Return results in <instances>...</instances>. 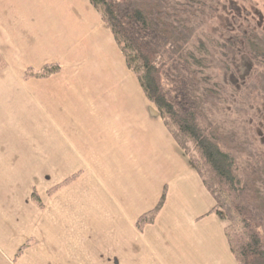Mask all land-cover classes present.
I'll list each match as a JSON object with an SVG mask.
<instances>
[{
	"label": "crops",
	"instance_id": "1",
	"mask_svg": "<svg viewBox=\"0 0 264 264\" xmlns=\"http://www.w3.org/2000/svg\"><path fill=\"white\" fill-rule=\"evenodd\" d=\"M75 5L0 0V264H234L159 115L113 112L102 19Z\"/></svg>",
	"mask_w": 264,
	"mask_h": 264
},
{
	"label": "trees",
	"instance_id": "2",
	"mask_svg": "<svg viewBox=\"0 0 264 264\" xmlns=\"http://www.w3.org/2000/svg\"><path fill=\"white\" fill-rule=\"evenodd\" d=\"M88 1L107 24L126 68L134 74L163 125L200 176L214 201L212 211L228 222L224 235L237 264H264V194L258 186L259 173L248 169L243 175V167L239 173L234 154L241 149L242 139L233 131L219 129L205 116L208 98L213 93L207 89L208 79L198 78L203 74L195 70L206 63L204 55L197 51L201 56L197 59L188 50V42L175 45L177 40L188 39L190 29L184 27L177 15L189 12L193 0H184L182 5L161 0ZM181 28L184 36L179 32ZM153 40L170 44L171 56L164 59ZM222 43H216L221 53L232 50V54L243 55V37L233 36ZM251 52V58L257 60L259 55ZM173 62L181 68H171ZM58 71L59 66L53 64L45 66L38 76ZM232 76L229 75L230 81ZM241 90L242 81L233 92ZM163 200L162 196L157 207L141 221L151 222Z\"/></svg>",
	"mask_w": 264,
	"mask_h": 264
},
{
	"label": "rangeland",
	"instance_id": "3",
	"mask_svg": "<svg viewBox=\"0 0 264 264\" xmlns=\"http://www.w3.org/2000/svg\"><path fill=\"white\" fill-rule=\"evenodd\" d=\"M70 1H72V4H76L74 7L77 10L83 9L85 12L88 7V14H90L88 16L101 17L88 0ZM161 1L170 5L186 3L184 0ZM129 2L131 3L133 0ZM191 3L189 12L181 16L180 14L177 15V19L183 22L184 27L190 29L189 33L186 34L188 39L186 41L177 40L175 45L183 46L184 43L188 42L187 48L189 51L195 54L200 51L204 55L206 63L202 68L195 70L203 74L199 75L198 78L204 76L208 79L206 83L207 89L213 93L208 98L205 116L209 121L220 127L219 129L229 132L233 131L240 136L243 145L234 154L238 171L240 173L243 167V175L247 174L248 169L259 173L258 186L264 194V113H261L262 109H264V102L258 95L259 91H264V84L259 85L260 79L257 77L259 66L256 64L258 59L254 58L253 60L250 56L252 52H250L247 53L248 60L246 62L242 57L243 55H238L240 53L232 54V50L229 53H221L220 50H217L219 48H216V43L222 45L224 44L222 42L229 40L230 36L233 37L238 34L241 36L242 33H245L243 30V8H245V15L250 18L251 25L255 21L256 12L264 17V0H193ZM93 22L95 23L94 20ZM99 24L103 25L102 29L104 31L103 33H97L99 40H101L100 46L104 50V53L101 54L103 57L102 62L110 70L114 79L112 101L109 102L113 112L153 113L158 115L153 104L143 94L134 74L126 68L121 51L115 43L107 24L103 19L99 21ZM251 31L253 38L250 41L264 46V31L261 28L255 29V25ZM179 32L184 36L182 28L179 29ZM152 44L157 47L160 53H164V59H167V56H171L169 53L170 44L154 40ZM196 58L201 59L199 53L196 54ZM249 67H253L250 72L252 73L251 79L246 81L250 88L249 93L245 94L243 90L240 93H234L233 89L241 82L240 76ZM171 68L178 69L181 67H179L178 63L175 64L173 62ZM33 72L37 71H27V74H32ZM230 74H233L232 81L229 80ZM253 79L257 80L254 81ZM152 121L155 123V116ZM147 213L141 217L146 216ZM141 217L137 220L139 227L148 224L141 221ZM222 223L223 226L228 224L225 220ZM226 245L230 250L228 243ZM232 259L233 263L237 264L233 255Z\"/></svg>",
	"mask_w": 264,
	"mask_h": 264
},
{
	"label": "flooded vegetation",
	"instance_id": "4",
	"mask_svg": "<svg viewBox=\"0 0 264 264\" xmlns=\"http://www.w3.org/2000/svg\"><path fill=\"white\" fill-rule=\"evenodd\" d=\"M245 8H243V30H244V34L242 33V35L240 37H243V59L248 60V55L247 53H250L251 51L256 52L259 56H258V61H257V66H259L258 69V74L257 77L258 79H260V84H264V46L260 44H258L257 42L253 43L250 40H252V34H251V29H254V25H255V29H262L264 31V17L263 15H261L260 13L256 12L255 17V21L254 23L250 22V18L247 17V15H245ZM250 33V34H249ZM236 36H239L236 35ZM231 40V36L229 37ZM253 69V67H249L246 69V72L240 76L241 77V81L243 84V93H249L250 88L249 85L247 84L246 81H248L249 79H251V70ZM253 78H255V76H253ZM254 81L257 79H253ZM238 87V86H237ZM239 88V87H238ZM258 95L261 97L262 101L264 102V91H259ZM264 105V103H263ZM261 113H264V109H262Z\"/></svg>",
	"mask_w": 264,
	"mask_h": 264
}]
</instances>
